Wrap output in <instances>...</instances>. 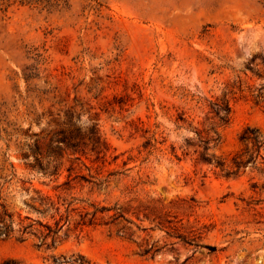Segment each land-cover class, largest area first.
<instances>
[{
    "label": "rangeland",
    "instance_id": "374dc122",
    "mask_svg": "<svg viewBox=\"0 0 264 264\" xmlns=\"http://www.w3.org/2000/svg\"><path fill=\"white\" fill-rule=\"evenodd\" d=\"M258 73L264 0H0V194L43 223L53 222L26 204L33 190L76 209L51 249L32 235L0 239V264H264V175L222 177L176 122L207 128L211 104L232 91L208 154L235 153L244 128L264 133V102L246 92L264 84ZM60 130L75 147L51 158ZM67 182L72 190L55 189ZM115 206L133 224L97 213L78 225ZM139 245L161 251L142 256Z\"/></svg>",
    "mask_w": 264,
    "mask_h": 264
},
{
    "label": "trees",
    "instance_id": "16d2710c",
    "mask_svg": "<svg viewBox=\"0 0 264 264\" xmlns=\"http://www.w3.org/2000/svg\"><path fill=\"white\" fill-rule=\"evenodd\" d=\"M256 76L264 79V75L261 73H258ZM30 78V76L25 77L27 81ZM237 91L239 93L244 92L240 84L238 85ZM246 92L256 104L264 102V84H260L256 88L248 87L246 88ZM234 94L235 93L232 91H228L224 94L223 99L219 102L211 104V111L209 112L211 117L206 119V122L208 123L207 128L199 129L191 127L192 122H188L183 115H179L176 122L181 124V126L187 125V127L192 130L194 134V141L204 152V154L200 157L202 164L211 167L222 177L227 179L238 178L248 167L257 169L264 175V168L259 169V167H257L259 165V160L264 162V157L262 156V153L264 152V133L258 128L246 127L240 132L238 136L239 149L235 153L230 154L227 157H218L215 153L212 155L208 154L209 151H214L220 143V134L218 129L227 126L229 123L231 107L227 96H234ZM95 127L96 126H94V129ZM71 134V132L64 130L55 132L50 139V151L48 152V156L51 158L59 156V154L63 152V150L60 149L61 146H64V151L74 148L75 145H73V137ZM92 140L93 142L98 143L99 137L95 130L92 132ZM53 144H55V146L52 149L51 145ZM196 153L197 151H195V154ZM35 161L36 166H38L40 170L44 171V174L47 172H49L50 176L58 174L59 170L57 166H54V171L51 172L50 164H47L44 169L37 159ZM262 165L264 166V163ZM36 166L29 167L35 168ZM22 184L24 183L22 182ZM60 187H64L63 190L66 192L72 190L70 182L57 186L55 189H59ZM26 192L29 193V189H26ZM72 203L73 201L69 202L66 198L57 196L56 200H54L50 195L44 194L38 190H33V193L27 198L26 204L32 212L42 215L45 218L48 217L53 222L50 224L49 222L43 223L38 219H32L29 216L22 217L20 213L10 211L0 194V239L7 240L16 238L18 241L23 242L28 235H32L37 237L40 241L39 247L51 249L59 242V232L65 225L69 224L71 214L76 211V209L72 208ZM144 210L146 211L147 209ZM97 213H100L105 220H109L105 223V225L117 226L120 221L133 224L125 217L127 211L115 206L111 209L102 208L98 211L96 210L91 215V219L88 221H86V217L88 215H80L79 217L81 219L78 225L93 224ZM143 215L146 220H149L148 214ZM154 220L160 227H162L165 223L169 224L168 221L162 219L160 216L154 218ZM181 239L186 244H193L194 246L200 248L215 251L213 247L198 245L195 241L198 239L197 237H195V240L188 241H186L187 239L184 237H181ZM139 248L142 256L154 257L161 251L160 248L149 245H146L145 247H143V245H139ZM1 264L22 263L15 260H5ZM74 264L86 263L82 260L77 263L74 262Z\"/></svg>",
    "mask_w": 264,
    "mask_h": 264
}]
</instances>
